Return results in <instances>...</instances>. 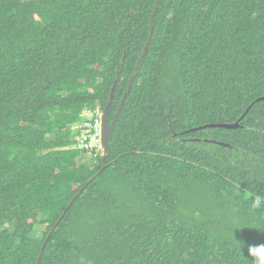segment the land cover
Masks as SVG:
<instances>
[{
    "label": "trees",
    "instance_id": "1",
    "mask_svg": "<svg viewBox=\"0 0 264 264\" xmlns=\"http://www.w3.org/2000/svg\"><path fill=\"white\" fill-rule=\"evenodd\" d=\"M155 4L0 0V264H259L264 0H160L105 159L75 145L116 82L112 120Z\"/></svg>",
    "mask_w": 264,
    "mask_h": 264
},
{
    "label": "water",
    "instance_id": "2",
    "mask_svg": "<svg viewBox=\"0 0 264 264\" xmlns=\"http://www.w3.org/2000/svg\"><path fill=\"white\" fill-rule=\"evenodd\" d=\"M159 1L160 0H156L155 9H154V11L151 14V17H150V30H149L148 39H147V41H146V43L144 45L143 51H142L139 59L136 62V65H135V73L133 75H131L130 78H129L128 85H127V89L123 93V96L121 98V101H120V103H119V105H118V107H117V109H116V111L114 113V116H113L112 120L109 122V113H110V109H111L112 100H113V97H114V90H115V87H116V82H114L113 87L111 88V91H110L109 99H108V101H107L104 109L101 111V116H100V140H99V147L97 148V150L100 152L101 158L103 160L105 159V157H106V155L108 153L109 141H110V138H111L112 131L114 129L115 123H116V121L118 119L119 113H120V111L122 109L123 103H124V101L126 99V96H127L128 92L130 91V89L132 87V84H133V81H134V79H135V77H136V75H137V73L139 71V62H140L141 58L144 56V54L147 52L148 45H149V42L151 40L152 33H153V18H154L155 11H156V9L158 7ZM256 100L257 101L264 100V95L258 97ZM250 107L251 106H249L246 109L245 113L248 112V110L250 109ZM244 114L241 116V118L244 116ZM241 118H239L237 121H235L233 123H209V124H205V125H202V126H199V127H194V128H191V129H187L186 131H184V133L193 132V131L199 130L201 128H207V127H223V128H228V129H235V128H238L240 126V120H241ZM183 140H185V141H187V140H189V141H200L201 139H199V138H189V139H183ZM203 140L205 142L217 143V144L222 145V146H230L229 143L222 142V141H217V140H213V139H203ZM105 167H106V164L104 163L103 166H102V168L93 177H91L83 185V187L81 189H83L90 181H92L94 178H96V176ZM73 201H74V198L69 202V204L67 205V208L70 207V205L73 203ZM63 215H64V212L59 217V219L57 220V222L53 226L52 230L57 226V224L59 223V221L63 217ZM50 234H51V231L47 235L46 240H47V238L49 237ZM46 240L44 241V243L41 246V249H40V252H39V256L43 252V249H44Z\"/></svg>",
    "mask_w": 264,
    "mask_h": 264
},
{
    "label": "built area",
    "instance_id": "3",
    "mask_svg": "<svg viewBox=\"0 0 264 264\" xmlns=\"http://www.w3.org/2000/svg\"><path fill=\"white\" fill-rule=\"evenodd\" d=\"M100 116L101 109L99 107L84 109L80 113L81 122L74 126V129L81 130V133L76 137V147L93 152V156L100 155L97 150L100 140Z\"/></svg>",
    "mask_w": 264,
    "mask_h": 264
},
{
    "label": "clouds",
    "instance_id": "4",
    "mask_svg": "<svg viewBox=\"0 0 264 264\" xmlns=\"http://www.w3.org/2000/svg\"><path fill=\"white\" fill-rule=\"evenodd\" d=\"M252 207L264 208V194H255ZM248 251L251 256L258 258L259 264H264V245L249 247Z\"/></svg>",
    "mask_w": 264,
    "mask_h": 264
},
{
    "label": "rangeland",
    "instance_id": "5",
    "mask_svg": "<svg viewBox=\"0 0 264 264\" xmlns=\"http://www.w3.org/2000/svg\"><path fill=\"white\" fill-rule=\"evenodd\" d=\"M102 111V110H101ZM62 215V214H61ZM44 227L43 226H36L33 231V235L36 237H40L42 235Z\"/></svg>",
    "mask_w": 264,
    "mask_h": 264
}]
</instances>
